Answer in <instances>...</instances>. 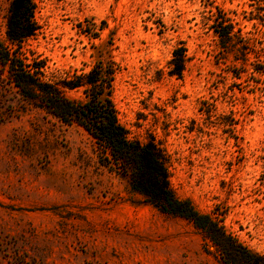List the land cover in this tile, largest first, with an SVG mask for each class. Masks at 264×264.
<instances>
[{"label":"rangeland","instance_id":"374dc122","mask_svg":"<svg viewBox=\"0 0 264 264\" xmlns=\"http://www.w3.org/2000/svg\"><path fill=\"white\" fill-rule=\"evenodd\" d=\"M9 3L0 0L7 47ZM34 5V34L16 55L42 63L53 82L111 64L112 103L129 139L153 141L175 197L264 259V0ZM215 18L240 30L228 53ZM103 157L81 128L23 100L0 68V264H223L191 222L145 203Z\"/></svg>","mask_w":264,"mask_h":264},{"label":"trees","instance_id":"16d2710c","mask_svg":"<svg viewBox=\"0 0 264 264\" xmlns=\"http://www.w3.org/2000/svg\"><path fill=\"white\" fill-rule=\"evenodd\" d=\"M34 6V0H10L5 29L10 46L0 43V68L6 69L22 99L65 125L81 128L101 151L103 164L127 177L132 193L161 214L191 222L211 242L223 264H264L263 258L241 245L216 219L198 213L189 201L175 197L169 187L164 155L153 141L140 143L129 139L112 103L114 69L111 64L97 62L85 74L74 75L65 82H53L45 79L42 63L26 64L16 55L22 42L34 34ZM212 29L220 49L230 52L229 47L236 45L240 30L223 18H215ZM183 63L184 50H173L171 76L181 77ZM66 91H80L82 98L70 99Z\"/></svg>","mask_w":264,"mask_h":264}]
</instances>
